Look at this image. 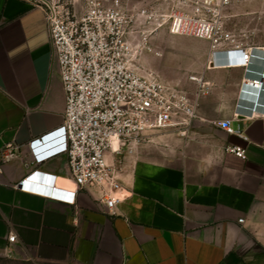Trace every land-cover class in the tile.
I'll list each match as a JSON object with an SVG mask.
<instances>
[{
	"label": "crops",
	"instance_id": "crops-1",
	"mask_svg": "<svg viewBox=\"0 0 264 264\" xmlns=\"http://www.w3.org/2000/svg\"><path fill=\"white\" fill-rule=\"evenodd\" d=\"M260 19L258 41L247 45L251 73L226 66L222 53L210 62L205 41L198 65L190 50L154 62L161 81L195 102L198 118L183 136L155 132L130 153L107 155L120 162L124 198L108 215L68 172L64 95L44 12L32 0H0V151L13 144L18 155L0 164V255L7 264H264V116L247 119L238 107L256 99L240 91L242 79L264 71ZM193 76L207 87L198 95ZM258 100L264 105V88ZM222 121L245 139L214 124ZM24 158L53 180L49 199L13 188L26 173ZM33 184L49 189L44 180Z\"/></svg>",
	"mask_w": 264,
	"mask_h": 264
},
{
	"label": "built area",
	"instance_id": "built-area-1",
	"mask_svg": "<svg viewBox=\"0 0 264 264\" xmlns=\"http://www.w3.org/2000/svg\"><path fill=\"white\" fill-rule=\"evenodd\" d=\"M32 1L44 12L64 95L62 129L69 175L79 189L95 193L108 215L115 214V207L124 198L118 195L120 162L109 163L107 155L130 153L155 132L183 136L198 118L196 104L185 90L166 85L155 71L142 66V51L152 52L147 46L152 34L165 29L169 35L205 41L210 62L222 53L226 66L251 73L248 65L253 47L239 42L226 26L231 0H162L149 8L138 7L135 14L119 0ZM254 74L241 81L240 91H253L256 97L250 106H238L247 112V119L264 116L260 112L264 105L258 100L264 88V71ZM190 80L198 86L196 95L207 89L200 77ZM214 124L245 139L228 121ZM226 152L243 156L239 147H227ZM17 156L16 147L6 144L0 151V164ZM34 166L33 160L22 159L26 173L13 188L43 192L42 197L49 199L53 180L43 177ZM34 180L46 181L49 189L33 184ZM14 240V235H8L9 243Z\"/></svg>",
	"mask_w": 264,
	"mask_h": 264
},
{
	"label": "rangeland",
	"instance_id": "rangeland-1",
	"mask_svg": "<svg viewBox=\"0 0 264 264\" xmlns=\"http://www.w3.org/2000/svg\"><path fill=\"white\" fill-rule=\"evenodd\" d=\"M120 2L130 9L132 14H135L138 7L149 8L162 3V0H120ZM226 16V26L238 41L244 45H252L258 41V35L255 34L253 28L262 24V19L258 20V18L264 16V0H231V4L226 10ZM160 32V36H157L156 33L152 34L147 41V46L158 52L160 57H155L143 50L140 55L143 67L159 74L153 68L154 62L172 54L185 56L183 53H187V50L193 53L190 56L191 64L198 65L200 63L205 50V42L190 37L171 36L165 29ZM7 263V259L0 255V264Z\"/></svg>",
	"mask_w": 264,
	"mask_h": 264
},
{
	"label": "snow or ice",
	"instance_id": "snow-or-ice-1",
	"mask_svg": "<svg viewBox=\"0 0 264 264\" xmlns=\"http://www.w3.org/2000/svg\"><path fill=\"white\" fill-rule=\"evenodd\" d=\"M26 184V187L29 189V190H34L33 186L32 185H29L27 182H25Z\"/></svg>",
	"mask_w": 264,
	"mask_h": 264
},
{
	"label": "bare ground",
	"instance_id": "bare-ground-1",
	"mask_svg": "<svg viewBox=\"0 0 264 264\" xmlns=\"http://www.w3.org/2000/svg\"><path fill=\"white\" fill-rule=\"evenodd\" d=\"M113 147H116V142L115 141L113 142Z\"/></svg>",
	"mask_w": 264,
	"mask_h": 264
}]
</instances>
